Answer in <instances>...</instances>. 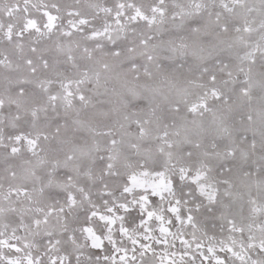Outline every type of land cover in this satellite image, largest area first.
Instances as JSON below:
<instances>
[{"label":"snow or ice","instance_id":"6c2138e0","mask_svg":"<svg viewBox=\"0 0 264 264\" xmlns=\"http://www.w3.org/2000/svg\"><path fill=\"white\" fill-rule=\"evenodd\" d=\"M0 264H264V0H0Z\"/></svg>","mask_w":264,"mask_h":264}]
</instances>
